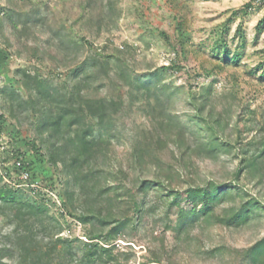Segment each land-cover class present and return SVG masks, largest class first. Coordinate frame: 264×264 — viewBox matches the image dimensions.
<instances>
[{
	"label": "rangeland",
	"instance_id": "374dc122",
	"mask_svg": "<svg viewBox=\"0 0 264 264\" xmlns=\"http://www.w3.org/2000/svg\"><path fill=\"white\" fill-rule=\"evenodd\" d=\"M262 20L264 0H0V181L42 208L33 215L0 200L1 261L28 264L26 245L50 254L40 264L77 263L91 237L103 245L113 224L101 219L127 218L110 258L94 264H251L247 250L264 238ZM24 72L61 93L79 85L119 103L93 176L86 165L78 177L67 172ZM211 134L221 146L197 151ZM155 180L162 185L139 191ZM210 182L232 195L216 216L177 232L168 194ZM249 199L262 207L252 220L220 221Z\"/></svg>",
	"mask_w": 264,
	"mask_h": 264
},
{
	"label": "trees",
	"instance_id": "16d2710c",
	"mask_svg": "<svg viewBox=\"0 0 264 264\" xmlns=\"http://www.w3.org/2000/svg\"><path fill=\"white\" fill-rule=\"evenodd\" d=\"M88 3L90 4V1ZM107 12L102 13L99 17L101 22L110 18ZM9 18L12 20L11 16ZM263 25L264 20L260 21L257 25L258 32L263 29ZM72 42L76 43L75 41ZM60 44L63 46V41H60ZM24 76L29 80L25 82L26 87L37 95L38 102H42L45 105L44 109H46L43 111L41 119L43 130L51 132L58 137L57 140L62 142L64 158L61 160L66 166L67 172L78 177L80 170L86 165L89 171L84 177L93 176L95 172L93 164L104 153V144L107 142V137L110 136L111 122L119 108V103L115 100L85 96L81 94L79 85H76L74 92L61 93L36 76H31L27 72H24ZM88 76L86 75V77ZM149 85L150 80L148 79L144 81L136 80V86L140 88L150 89ZM10 93L13 94L14 91L11 90ZM218 146H221V144L212 134L205 137L202 143L195 144L197 151L203 150L206 152H212ZM259 154L258 156L264 155V148ZM253 162V159L249 160L247 166H253ZM154 185L161 186L162 183L157 180L142 181L139 185V191L144 192ZM229 189L230 186L210 182L206 186H193L181 191H171L168 194V197L171 196L169 209L176 210L177 212L175 230L177 232L187 231L200 218L208 221L216 216V207L223 201H226L227 196L232 195ZM0 200L4 204H9L13 207L26 206L28 212L33 215L37 211L41 212L42 210L41 206L35 202L23 203L20 189L15 190L7 183H1V181ZM134 205L137 211L141 210L137 202ZM261 208L258 201L249 199L240 202L237 208H233L227 215L223 217L218 216V218L226 226H238L252 220ZM80 220L86 221L88 217H80ZM100 222L107 226L113 224L108 229L106 236L103 237V245L93 241L98 237H91L84 258L76 261L77 263L74 264H94L103 255L110 258V241L127 228L129 219L110 220L107 218L101 219ZM31 233L32 229L28 233H23L24 235L21 233L20 239H23L20 244L28 241L32 235ZM4 254L8 253H3V249H0V264H5L1 261L2 256H5ZM19 254L21 262H27L28 264H40L45 260V256L50 257L48 252H32L30 247L26 245H21ZM67 254L69 253L62 254L60 251L56 252V255L60 259H66ZM247 257L251 264H264V238L257 241L247 250Z\"/></svg>",
	"mask_w": 264,
	"mask_h": 264
},
{
	"label": "built area",
	"instance_id": "2783aa9c",
	"mask_svg": "<svg viewBox=\"0 0 264 264\" xmlns=\"http://www.w3.org/2000/svg\"><path fill=\"white\" fill-rule=\"evenodd\" d=\"M27 176V175H26Z\"/></svg>",
	"mask_w": 264,
	"mask_h": 264
}]
</instances>
